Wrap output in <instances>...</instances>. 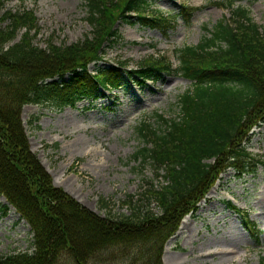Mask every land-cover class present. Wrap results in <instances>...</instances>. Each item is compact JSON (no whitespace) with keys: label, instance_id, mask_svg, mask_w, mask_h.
<instances>
[{"label":"trees","instance_id":"16d2710c","mask_svg":"<svg viewBox=\"0 0 264 264\" xmlns=\"http://www.w3.org/2000/svg\"><path fill=\"white\" fill-rule=\"evenodd\" d=\"M9 1L0 0V14ZM82 1L92 34L69 46H35L31 33L39 28L33 11H7L0 18V195L8 203L4 213L14 207L35 235L33 254L0 256V264H164L166 243L224 172L233 169L242 177L264 168V160L248 150L250 132L264 123V34L251 12L237 6L241 0H226L217 5L228 9L230 18L220 20L197 46L176 50L175 68L163 55H151L134 72L138 83L172 74L192 82L175 118L156 114L137 128L143 148L135 159L152 166L162 184L142 185L123 201L129 214L106 217L56 187L31 150L23 108L75 109L92 101L100 85H125L128 63L99 66L104 48L121 40L117 25L167 33L180 14L193 15L185 6L175 16L148 11V0ZM107 205L101 201L102 208ZM245 227L254 234L249 223ZM91 232L95 236L83 243L81 235Z\"/></svg>","mask_w":264,"mask_h":264},{"label":"rangeland","instance_id":"374dc122","mask_svg":"<svg viewBox=\"0 0 264 264\" xmlns=\"http://www.w3.org/2000/svg\"><path fill=\"white\" fill-rule=\"evenodd\" d=\"M148 1L151 5L148 11L175 16L185 6L193 15L180 14L167 33L139 24L117 25L121 40L104 48L99 66L108 69L119 62L128 63L129 77L123 90L114 92L116 96L97 95L93 101L84 100L75 109L59 111L47 105H27L22 110L31 150L53 177L54 185L102 217L129 214L123 207L128 195H137L147 183L162 184L152 166H144L135 159V154L143 148L137 128L142 122H153L156 114L175 118L179 114L180 96L192 84L180 74L166 75L158 82L138 83L130 71L135 72L151 55H163L177 66L174 57L177 49L197 46L220 20L230 17L228 9L217 5L226 0ZM237 6L251 12L264 34V0H241ZM24 9L33 11L37 18L39 31L31 36L33 44L41 49L47 50L50 43L69 46L91 37L88 8L82 0L24 3L11 0L0 18L7 11L15 13ZM23 33L20 32L16 41ZM89 67L94 71L95 63ZM248 150L264 160V123L250 132ZM102 200L108 202L106 208H102ZM7 204L0 195V256L33 254L35 235L31 226L14 207L4 213ZM228 204L243 215L228 208ZM153 207L158 213L157 207ZM197 207L196 212L181 221L176 234L166 243L164 264H264L262 166L242 177L233 169L224 172ZM201 209L205 212L199 213ZM183 222L187 228L182 232ZM246 222L254 234L245 227ZM94 236L93 232L87 233L81 235V240L87 243ZM218 251L232 253L222 257Z\"/></svg>","mask_w":264,"mask_h":264},{"label":"bare ground","instance_id":"6f19581e","mask_svg":"<svg viewBox=\"0 0 264 264\" xmlns=\"http://www.w3.org/2000/svg\"><path fill=\"white\" fill-rule=\"evenodd\" d=\"M204 213L205 212V210L204 209H201L200 211H199V213ZM187 228V223L186 222H183V224H182V228H181V230H182V232L185 230ZM182 232H180V234H182ZM197 232V229L195 230V233ZM169 248V247H168ZM219 252V251H218ZM217 252V253H218ZM229 253H232V252H227V251H222V252H219L218 254L219 255H221L222 257H225V256H227V254H229ZM212 255H214V254H212ZM231 260H233V259H231ZM230 261V260H229ZM166 264H169L168 262H166Z\"/></svg>","mask_w":264,"mask_h":264}]
</instances>
